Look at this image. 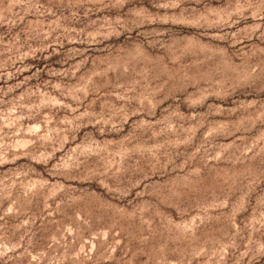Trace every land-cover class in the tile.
I'll use <instances>...</instances> for the list:
<instances>
[{"label": "rangeland", "instance_id": "rangeland-1", "mask_svg": "<svg viewBox=\"0 0 264 264\" xmlns=\"http://www.w3.org/2000/svg\"><path fill=\"white\" fill-rule=\"evenodd\" d=\"M0 264H264V0H0Z\"/></svg>", "mask_w": 264, "mask_h": 264}]
</instances>
